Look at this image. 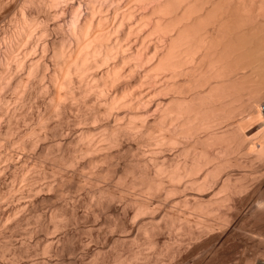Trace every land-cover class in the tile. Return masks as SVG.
<instances>
[{
  "label": "bare ground",
  "instance_id": "obj_1",
  "mask_svg": "<svg viewBox=\"0 0 264 264\" xmlns=\"http://www.w3.org/2000/svg\"><path fill=\"white\" fill-rule=\"evenodd\" d=\"M0 264H264V0H0Z\"/></svg>",
  "mask_w": 264,
  "mask_h": 264
}]
</instances>
